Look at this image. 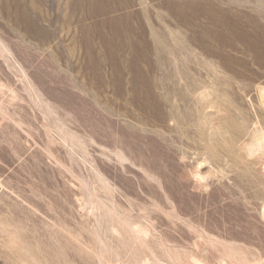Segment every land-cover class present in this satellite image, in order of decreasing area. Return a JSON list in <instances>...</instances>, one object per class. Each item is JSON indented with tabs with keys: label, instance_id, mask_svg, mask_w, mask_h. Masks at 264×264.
<instances>
[{
	"label": "rangeland",
	"instance_id": "1",
	"mask_svg": "<svg viewBox=\"0 0 264 264\" xmlns=\"http://www.w3.org/2000/svg\"><path fill=\"white\" fill-rule=\"evenodd\" d=\"M0 264H264V0H0Z\"/></svg>",
	"mask_w": 264,
	"mask_h": 264
},
{
	"label": "bare ground",
	"instance_id": "2",
	"mask_svg": "<svg viewBox=\"0 0 264 264\" xmlns=\"http://www.w3.org/2000/svg\"><path fill=\"white\" fill-rule=\"evenodd\" d=\"M112 48V47H111ZM151 63V62H150ZM135 64V63H134ZM202 109V108H201ZM204 109V108H203Z\"/></svg>",
	"mask_w": 264,
	"mask_h": 264
}]
</instances>
